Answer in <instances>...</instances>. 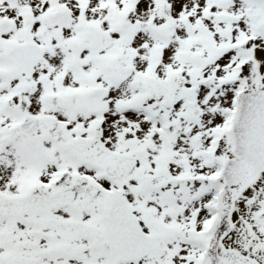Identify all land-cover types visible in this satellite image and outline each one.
<instances>
[{
	"label": "snow or ice",
	"instance_id": "1",
	"mask_svg": "<svg viewBox=\"0 0 264 264\" xmlns=\"http://www.w3.org/2000/svg\"><path fill=\"white\" fill-rule=\"evenodd\" d=\"M0 264H264V0H0Z\"/></svg>",
	"mask_w": 264,
	"mask_h": 264
}]
</instances>
